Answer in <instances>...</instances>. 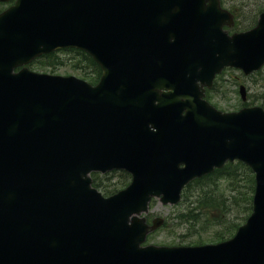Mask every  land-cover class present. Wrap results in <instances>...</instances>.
I'll return each mask as SVG.
<instances>
[{"label": "water", "instance_id": "1", "mask_svg": "<svg viewBox=\"0 0 264 264\" xmlns=\"http://www.w3.org/2000/svg\"><path fill=\"white\" fill-rule=\"evenodd\" d=\"M232 23L220 0H16L0 12V264H264V108L204 99L224 67L264 65V12L250 30L230 35ZM65 47L101 66L97 85L15 70ZM235 158L256 190L232 238L143 245L163 222L140 217L154 196L176 203ZM113 169L133 179L105 197L90 173Z\"/></svg>", "mask_w": 264, "mask_h": 264}, {"label": "rangeland", "instance_id": "2", "mask_svg": "<svg viewBox=\"0 0 264 264\" xmlns=\"http://www.w3.org/2000/svg\"><path fill=\"white\" fill-rule=\"evenodd\" d=\"M226 6H237L238 11V25L240 27H249L255 25L258 17V12L264 9V0H225ZM12 3L0 1V10L6 8ZM251 26V27H250ZM63 57L64 64L59 67L49 69L47 67H40L34 64L32 68L37 71H44L55 74L62 75H76L82 77L83 73L76 68V59L73 60L72 53L68 54L65 52L60 53ZM59 56V55H58ZM60 57V56H59ZM77 58V57H76ZM264 71V68L261 70ZM244 83L248 90V98L245 101L252 102L254 105L264 104V79L262 75H258L257 72L245 75L241 70L229 68L224 75V81L217 87V90L213 92L210 102L217 106L219 109L224 111H237L242 107V100L239 92V85ZM220 89V90H218ZM250 97V98H249ZM238 178L241 179L242 175L239 174ZM130 182V177L126 180L121 179L120 173H115L112 176L110 183H115L112 188L120 189L125 187ZM227 180L219 179L217 183L219 187L213 189V185H208L203 190H213L215 196H220V194L225 195L224 197H230V201H226L225 204L228 207L223 209H216L218 207H210L205 204L206 201L202 200L201 205L203 206L198 211L201 212L199 215V221L195 220H180L178 214L183 211L184 207L189 203L171 205L164 204L159 198L153 199L150 206V214L152 218L154 216H162L166 218V226L158 229L149 239L148 243L164 244V245H188L189 243L194 245L196 243H214L218 240H222L223 234L227 236H233L236 229H230L228 224H243L250 212L249 208L250 197L254 193L248 192L249 185L246 181H240L242 188H240V195H235L233 198L231 192L225 189ZM200 188L193 189V194L191 198L192 201L197 200V202L192 203L193 205L199 206L198 193ZM234 194V193H232ZM228 202V203H227ZM228 210V212H227ZM227 212V213H226ZM228 227V229H227ZM192 242V243H191Z\"/></svg>", "mask_w": 264, "mask_h": 264}, {"label": "trees", "instance_id": "3", "mask_svg": "<svg viewBox=\"0 0 264 264\" xmlns=\"http://www.w3.org/2000/svg\"><path fill=\"white\" fill-rule=\"evenodd\" d=\"M264 10V9H263ZM65 52V53H72L73 60L76 59V68H78L79 71L83 73V76L86 77L89 81L92 83H97L102 69L98 65V63L85 51L71 48V49H65L63 51H54L48 54H44L38 59H36L33 64H37L40 67H47L49 69H53L56 67H59L60 65L64 64L63 57H61L60 53ZM60 57H59V56ZM77 57V58H76ZM258 75H262L264 79V71H258ZM222 78V77H221ZM223 79V78H222ZM253 102V101H252ZM250 103V102H249ZM264 106V104H263ZM121 174V179L126 180V178L129 176L128 173L126 172H120ZM241 174L242 178L239 179L238 175ZM107 175H112V173H107ZM110 178L109 176H105L104 179ZM104 179L100 181V179H97V175H95L94 179V185L97 187L102 186L101 188L104 191L105 195L111 194L116 191L115 188H112V186H115V183H109V184H104ZM218 179H226V185L225 189L229 190L231 192V196L234 198L235 195H240V188H242V184H240V181H246L248 182V192L254 193L255 189V176L252 171V169L242 162H235V163H229L227 164L223 169H219L215 171V173H212L206 177L200 178L195 180L194 182L190 183L183 191V199L181 204H185L188 202L189 204L186 205L183 209L178 214V218H181L180 220H195L199 221L200 217L199 215L201 212L198 210L201 209L203 206L201 205L202 200L206 201L205 204L207 206L212 207H218L216 209H223L225 211V207H228L226 201H230V197H224L225 195L220 194V196H215L213 193V190H203L202 188H205L206 186H210L214 184L212 187L213 189H216L219 187V184L217 183ZM200 188V192L198 193V204L193 205L192 203L197 202V200L192 201L195 194H193V189L195 188ZM240 187V188H239ZM234 193V194H232ZM252 201H253V195L250 197V204L249 208L252 210ZM227 202V203H228ZM228 212V210H227ZM226 212V213H227ZM185 220V221H186ZM241 224L233 225V224H228L229 230L230 229H238V227ZM227 227V229H228ZM230 236H227L226 234H223V238L227 239ZM222 239V240H224Z\"/></svg>", "mask_w": 264, "mask_h": 264}]
</instances>
